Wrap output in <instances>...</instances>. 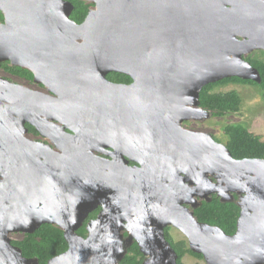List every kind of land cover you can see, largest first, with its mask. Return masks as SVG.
Listing matches in <instances>:
<instances>
[{"label":"water","instance_id":"obj_1","mask_svg":"<svg viewBox=\"0 0 264 264\" xmlns=\"http://www.w3.org/2000/svg\"><path fill=\"white\" fill-rule=\"evenodd\" d=\"M84 1L93 7L77 23L69 0H0V62L48 91L0 77V264H38L9 234L43 223L67 243L46 264H120L133 241L142 264H176L167 225L206 264H264V157L234 158L182 126L211 114L199 106L204 85L260 81L244 56L264 51V0ZM109 71L132 82H110ZM25 122L57 150L26 137ZM210 193L239 194L233 234L195 218L196 196Z\"/></svg>","mask_w":264,"mask_h":264},{"label":"trees","instance_id":"obj_2","mask_svg":"<svg viewBox=\"0 0 264 264\" xmlns=\"http://www.w3.org/2000/svg\"><path fill=\"white\" fill-rule=\"evenodd\" d=\"M73 8L70 13V18L76 22H81L87 11L89 4H86L82 0H69ZM1 17V15H0ZM245 59L257 69L260 77V81H254L251 79H244L237 76L224 77L215 82L204 85L199 92V106L207 107L211 109L212 114H223L226 108H233L239 101V98L235 92H226L212 94L213 99L210 100L208 89L214 84L225 83L228 81L251 83L259 86L264 92V51L258 50V55L251 56L249 54L244 56ZM12 71L31 77V73L28 70L20 67H12ZM108 77L114 80L129 81L130 77L117 72H111ZM237 127H234L236 129ZM32 131L35 129L30 127ZM231 129V128H230ZM234 158H262L264 157V142L259 143L257 139L249 140L240 143H228L226 145ZM195 218L200 222L216 225L220 227L226 234H231L235 230V223L239 213V208L235 202L220 201V199L212 195L209 201L202 200L201 203L193 208ZM93 213H91L92 215ZM85 231L84 228H81ZM80 229V230H81ZM167 229V228H166ZM165 232V238L169 241L171 247L177 254L176 264H183L181 257L184 253L189 252L195 256L202 257L200 253L192 251L186 246L185 241L181 240L173 242L168 233ZM20 249L24 256H35L38 259L39 264H46V261L52 256L58 255L67 249V243L63 237L62 230L57 226L49 223L41 224L33 233H25L24 238L21 241L13 242ZM143 255L140 252L136 242H133L127 249L126 254L120 260V264H142Z\"/></svg>","mask_w":264,"mask_h":264},{"label":"rangeland","instance_id":"obj_3","mask_svg":"<svg viewBox=\"0 0 264 264\" xmlns=\"http://www.w3.org/2000/svg\"><path fill=\"white\" fill-rule=\"evenodd\" d=\"M84 2L89 4V9L93 7V3ZM249 55H258V50L251 51ZM21 81L24 83L23 80ZM30 86L38 88L37 85L33 86V84H30ZM39 89L45 90L42 87H39ZM207 92L211 95L210 100L213 99L212 94L235 92L239 101L235 104V107L226 108L223 114L214 115L211 113L201 119L185 120L182 123L184 128L209 133L225 146L228 143L234 144L237 142L241 144L253 139H257L259 143L264 142V92L259 86L251 83L228 81L214 84ZM201 108L204 109V107ZM205 110L211 112L210 108L205 107ZM234 127L237 128L234 129ZM38 137L41 140L49 141L41 136ZM57 227L60 228L59 226ZM166 232L173 242L183 240L188 247L187 239L179 229L168 225ZM9 237L11 240L21 241L24 238V234L22 232H11ZM181 260L183 264H206L204 258L189 252L184 253Z\"/></svg>","mask_w":264,"mask_h":264},{"label":"flooded vegetation","instance_id":"obj_4","mask_svg":"<svg viewBox=\"0 0 264 264\" xmlns=\"http://www.w3.org/2000/svg\"><path fill=\"white\" fill-rule=\"evenodd\" d=\"M88 9H89V8H88ZM0 15H1V17H0V23H2V22L4 21V18H3V14H2L1 11H0ZM77 23H80V22H77ZM12 67H17V65H13V64H11L8 60L1 61V62H0V77H1V78H5V79H7V80H9V81H11V82H13V83H15V84L22 85V86L25 87V88L32 89V90H39V91H42V92L48 93V91L46 90V88H45L42 84L36 83V82L33 80V75H32V73H31L29 70H28V71L31 73V77H27L26 75H23V74H20V73H17V72L12 71V70H11ZM18 67H20V66H18ZM20 68H22V67H20ZM22 69H25V68H22ZM25 70H27V69H25ZM111 72H116V71H109V72H107L106 75H105V76H106V79L109 80L110 82L118 83V84H130V83L132 82V79H131V78H130L129 81H124V80H114V79L108 77V74H110ZM117 73H120V72H117ZM122 74H123V73H122ZM125 75H126V74H125ZM127 76H128V75H127ZM21 80H23L24 83H23ZM30 84H33V86L37 85L38 88H36V86H35V87L30 86ZM39 87L45 88V90H41V89H39ZM24 126H25L26 129H27V132L25 133V136H26V137H28V138H30V139H32V140H34V141H42V142H45V143H49L51 146L54 147V149L57 150V148L55 147L54 143H53L48 137L41 135V134L35 129L34 126L30 125L28 122H25V123H24ZM30 127L34 128V129H35V132L32 131V130L30 129ZM38 136H41V137H43V138H46V139L49 140V141L41 140ZM212 137H213V136H212ZM214 139H215V138H214ZM215 140H216V139H215ZM216 141H217V140H216ZM217 142H219V141H217ZM102 150L109 152V151H111V148H110V147H104V148H102ZM92 153L95 154V155H97V156H99V157H101V158H104V159H108V160L111 159V157H110L109 155L105 154L106 152L104 153V152H102V151H97L96 149H92ZM124 158H125V157H124ZM125 164H127L128 166H137V165H138L135 161H131V160H127V163H125ZM205 178H206V179H207V178L211 179L212 182H215V181H216V179L214 178L213 174H210V173H206V174H205ZM212 195L217 196L216 193H210V194H209L210 198L212 197ZM238 196H239V194L233 193V199H232L231 202H235V200L238 199ZM217 197L219 198V196H217ZM196 200H197V201H200V203H201V201H202V200H205V199H204L203 197L196 196ZM200 203H199V204H200ZM199 204H198V205H199ZM188 205H189V204H188ZM198 205H197V206H198ZM190 207H191V206H190ZM191 209L193 210L192 207H191ZM100 210H101V206L99 205V206H97L95 209H93L92 211H90V212L88 213L87 217L82 221V224L76 229V233H77L78 235L83 236V237L86 236V234H87V230H86V224H87V222H88L89 220H91V219H94V218L97 216V214L99 213ZM91 213H93V214L91 215ZM238 214H239V213H238ZM237 217H238V216H237ZM124 222L126 223V221H124ZM82 227L84 228V230H86L85 232L82 231V229H81ZM167 227H168V225L164 228V230H165ZM60 229H61V228H60ZM80 229H81V230H80ZM235 229H236V223H235ZM61 230H62V229H61ZM234 231H235V230H234ZM164 233H165V232H164ZM233 233H234V232H233ZM233 233H231V234H233ZM23 234H25V233H23ZM123 234L126 235V231L123 230ZM166 239H167V238H166ZM13 242H15V241H14V240H11V243H12L13 245L17 246V245L14 244ZM133 242H135V241H133ZM133 242H132V243H133ZM132 243H131V244H132ZM137 246H138V245H137ZM21 253H22V252H21ZM22 255H23V254H22ZM142 255H143V254H142ZM23 257H25V258H29V259H31V258H36V259H37V257H35V256L27 257V256H24V255H23ZM52 257H53V256H52ZM143 258H144V255H143ZM46 262H47V261H46ZM37 263L39 264L38 259H37ZM25 264H36V263L33 262V261H27Z\"/></svg>","mask_w":264,"mask_h":264},{"label":"bare ground","instance_id":"obj_5","mask_svg":"<svg viewBox=\"0 0 264 264\" xmlns=\"http://www.w3.org/2000/svg\"><path fill=\"white\" fill-rule=\"evenodd\" d=\"M222 183H223L222 185L224 186L225 182H222ZM225 185H226V184H225Z\"/></svg>","mask_w":264,"mask_h":264}]
</instances>
